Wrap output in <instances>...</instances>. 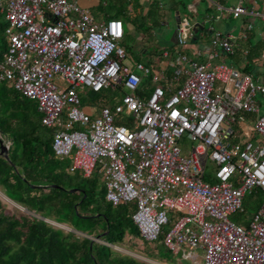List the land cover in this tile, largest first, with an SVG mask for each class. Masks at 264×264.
Wrapping results in <instances>:
<instances>
[{
  "label": "built area",
  "instance_id": "1",
  "mask_svg": "<svg viewBox=\"0 0 264 264\" xmlns=\"http://www.w3.org/2000/svg\"><path fill=\"white\" fill-rule=\"evenodd\" d=\"M241 1L227 10L232 18L257 16ZM0 14V83L35 103L68 174L99 175L104 200L132 205L138 238L153 243L161 236L171 256L181 253L192 264H264V113L252 124L258 143L238 141L237 130L244 115H257L264 84L224 63L208 68L181 54L193 37L186 19L174 30L169 77L150 65L125 66L122 23L95 20L73 0H0ZM249 28L242 26V37ZM217 53L229 55L232 46L211 30L201 55ZM142 77L150 85L144 99ZM117 87L122 94L112 107L81 108L78 91ZM182 138L190 142L183 151ZM257 193L261 202L244 225L231 221L244 198ZM185 249L199 251L200 260Z\"/></svg>",
  "mask_w": 264,
  "mask_h": 264
},
{
  "label": "trees",
  "instance_id": "2",
  "mask_svg": "<svg viewBox=\"0 0 264 264\" xmlns=\"http://www.w3.org/2000/svg\"><path fill=\"white\" fill-rule=\"evenodd\" d=\"M162 6L161 1L150 0L147 16L139 0H108V4L99 0L96 7H102L104 18L123 20L151 37L163 25ZM186 6L176 0L166 13L171 18L176 13L192 22L197 14L191 15ZM4 48L3 43L0 59ZM261 48L253 47L246 52L247 62H255ZM249 70L250 66L240 72L250 74ZM140 87L145 90L148 81H143ZM114 91L121 94L122 89L117 87ZM99 93H91L94 102L99 107L108 106ZM80 104L85 112L92 108L83 106L81 101ZM254 116L244 115L250 121ZM39 119L32 100L0 83V136L10 142L8 161L0 158V189L7 200L41 218L11 214L0 203V264H144L112 249L122 246L125 237L139 241L130 220L134 207L130 204L113 207L107 203L100 177L98 187L72 182L67 175L68 166L56 160L51 151L52 129L41 125ZM231 219L244 225L243 212ZM44 220L66 225L71 230L53 229ZM88 238H97L103 244L90 242ZM160 241L161 236L153 243L142 242L145 258L164 261L169 258Z\"/></svg>",
  "mask_w": 264,
  "mask_h": 264
},
{
  "label": "crops",
  "instance_id": "3",
  "mask_svg": "<svg viewBox=\"0 0 264 264\" xmlns=\"http://www.w3.org/2000/svg\"><path fill=\"white\" fill-rule=\"evenodd\" d=\"M238 1L239 0H198V3L196 4L189 2L186 6V11L191 13V15L195 13L197 15L192 22H189L187 20L193 37L188 41L187 45L180 52L181 54H184L188 59L192 61H195L200 64H207L208 68H212L213 66L224 63L225 65H228L240 72L245 67L249 68L250 66V70H249L250 74L247 75L251 76L253 80L264 84L263 82L264 61L261 59V56L264 55V45H263L264 25L260 21V16L264 15V0H242L241 5L244 8L252 9L255 13H257V16L254 17L242 16L239 18H232L227 13V10L235 6L238 3ZM172 2L174 4L176 0H173ZM216 7H219L220 11H215ZM177 18H178V22L181 21L182 19H185V18H180L178 16ZM95 20H101V19L97 18ZM103 20H107V18H103ZM194 24H199L201 28L194 29L195 32L192 31V26ZM243 25H249L250 28L247 32L244 33V36L242 37ZM158 29L154 30L151 33V37H153L156 41V44L159 45L156 52L152 54L153 57L155 58L154 64H148L147 66L150 65L153 68V70H155L156 72L163 70L164 74L170 77L172 73V69L168 65L170 64L173 58V48H174L175 38L173 34L169 40H165L163 37V33L160 32V30ZM202 29H205V31L202 32ZM210 29L214 31H218L223 36L229 38L230 44L232 46L231 54L227 55V54L217 53L215 56H211L208 58L201 55V48L207 44L210 38V34H211ZM219 29L222 30L223 32H220ZM174 30H175V26H174ZM253 47L255 48L262 47L258 55L259 57L255 62H247V60L245 59V54L246 52L248 53V51L251 50ZM163 50L169 54L168 59H161L159 57L160 52ZM148 79L149 77H144V78L142 77L141 83L145 80L148 81ZM144 93L145 96H142L141 94ZM149 93H150V87H147L145 90L138 92V95L144 99ZM255 118L256 116H254L253 121H250L248 118L244 117L242 123L237 124L238 141L240 142L248 141L252 143H258V140L252 131V124L254 123ZM183 153H186V151H184ZM205 180L211 181V176L209 177L206 176ZM250 199L252 203H255V206L257 208L261 202L262 197L260 194L257 193L255 197L252 198L250 197ZM256 208L254 209V211L256 210ZM139 241L142 243L140 239ZM197 258H200V256Z\"/></svg>",
  "mask_w": 264,
  "mask_h": 264
},
{
  "label": "rangeland",
  "instance_id": "4",
  "mask_svg": "<svg viewBox=\"0 0 264 264\" xmlns=\"http://www.w3.org/2000/svg\"><path fill=\"white\" fill-rule=\"evenodd\" d=\"M77 3L79 7L85 8L88 10L89 14L94 18H100L103 20L104 16L102 14L103 9H98L97 2L99 0H73ZM161 1L162 6V12L164 13V21L163 25L158 29L160 32L163 33V37L165 40H169L171 36L174 34V18H171L169 14H167V9L171 4H173V0H159ZM183 3L188 4L189 2H192L193 4L198 3V0H180ZM142 6L144 7V13H147V15H150L149 10L146 9L149 0H140ZM105 4V2L100 3V5ZM106 4H108V0H106ZM101 13V14H100ZM122 23L123 28V38L120 40L118 45L126 51V57L123 61V64L125 66H131L134 63H142L144 65L148 64H154L155 58L152 54H154L158 48L159 45L156 44V41L153 37L145 36L143 35L139 30L135 28V26L130 25L129 23L125 24L123 20L120 21ZM234 24V23H233ZM3 17L0 14V51L2 50L3 43H4V36H3ZM220 32H223L219 29ZM224 34V33H223ZM264 82V81H263ZM78 96L80 101L82 102L83 106H90L92 107L91 110L95 112V110H98L99 106L97 103L94 102V94L89 93L86 89H83L82 91H78ZM100 98L106 102V104L109 107H112L114 104L117 103L118 98L120 96V93L118 91H111V90H102L99 93ZM256 100L260 102V108L255 115L256 117L261 116L264 113V101L260 99L259 97H256ZM107 106V107H108ZM251 132V129H250ZM177 146L183 151L184 148L190 147V142L182 138V140H178ZM63 166L69 164V162L64 159L61 163ZM212 165H207L205 170V175L210 176L212 173ZM68 178L72 182H77L81 184L82 186L86 185L87 183L94 184L98 187L99 184V176L96 174H93L90 179H82L77 172L73 174H67ZM0 203L5 209V211L11 213V214H28L29 216H33L32 213L26 212L16 204L10 202L7 200L4 195L1 192L0 189ZM256 208L255 203H252L250 197L246 196L245 199L242 202L241 209L243 211V217L246 219L248 216L254 211ZM31 214V215H30ZM31 216V217H32ZM231 221H234L231 219ZM45 221V220H44ZM48 225H50L53 229H61L64 232L70 231L71 229L67 227L66 225H58L51 221H45ZM163 230L167 229V226H164L162 228ZM80 236L81 234H77ZM99 244H103L102 242H97ZM112 249L116 252H118L121 255L128 256L136 261L143 262L144 264H192L189 260H183L181 257V253H178L175 256H169L167 260H151L145 258L144 252L145 247L142 245V243L136 239H128V237H125L123 240V245L119 247H112ZM185 252L191 253L193 255H196L197 257L200 256V252L196 250H188L185 249ZM200 260V258H196V261Z\"/></svg>",
  "mask_w": 264,
  "mask_h": 264
},
{
  "label": "water",
  "instance_id": "5",
  "mask_svg": "<svg viewBox=\"0 0 264 264\" xmlns=\"http://www.w3.org/2000/svg\"><path fill=\"white\" fill-rule=\"evenodd\" d=\"M174 15H175V16H174V25H175V27H176L177 24H178V18H177V14H176V13H174ZM200 28H201V27H200L199 24H194V25L192 26V31L195 32L194 29H200ZM9 146H10V142H8L4 136H0V158L3 159L4 161H8V158H7V151H8ZM72 191H73V190H70L69 192H72ZM30 215H31V214H30ZM31 216H32V215H31ZM32 217H35V218L41 220V218H39V217H37V216H35V215H33ZM42 220H43V219H42ZM77 234H78V233H77ZM88 239H89L90 242H95V243L99 242L97 238H94V239H92V238H88Z\"/></svg>",
  "mask_w": 264,
  "mask_h": 264
}]
</instances>
